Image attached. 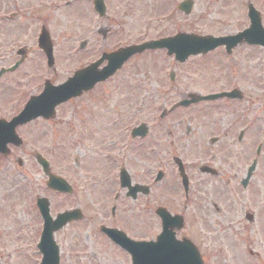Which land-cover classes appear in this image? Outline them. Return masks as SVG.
I'll use <instances>...</instances> for the list:
<instances>
[{
    "label": "flooded vegetation",
    "instance_id": "af4514ba",
    "mask_svg": "<svg viewBox=\"0 0 264 264\" xmlns=\"http://www.w3.org/2000/svg\"><path fill=\"white\" fill-rule=\"evenodd\" d=\"M83 1L87 8L99 18L100 16L93 6L95 0ZM103 1L107 14L100 19L108 20L107 23H110L109 14L113 8L117 12H119L118 10L122 11V16L127 18L134 16L136 11L137 13L143 12V25L139 27L146 29L143 33L144 40L131 45H118L111 51L104 50V47L100 46L98 57L95 60H92L93 58L80 60L79 64L82 66L78 69L92 64L102 58L104 54L120 48L137 46L169 37L167 33L163 35L157 33L152 37L150 36L151 29H181L182 24L179 17L185 15L180 8L182 1L185 0H134V3L129 6L130 10L127 9V6L123 8L121 0H118L114 5L110 0ZM193 1V10H195L198 0ZM203 1L206 7L221 9L220 13L225 18L224 21L228 27L239 29L238 27L243 26V28L233 34L232 32L216 34L215 31L205 33L192 30H182L180 33H190L197 37L211 34L215 38L235 35L250 25L248 11L251 5H254L260 13L264 27V0ZM65 2L67 1L0 0V29L8 27L39 29L35 36L38 38L39 31L46 28L45 20L47 18L43 16H48L47 13L50 11L65 9L63 8ZM140 2H143L142 6L138 4ZM9 13L12 14L11 22L7 17ZM30 18L37 21L38 25L34 26ZM234 20L239 22L236 23ZM121 21L117 19L115 27L110 25L94 29L102 41L106 42L108 38L114 36L112 31L106 29H112V27L119 29L124 24ZM40 22L41 25H39ZM247 22L249 25L244 27ZM218 30L220 29L216 31ZM4 35L1 32L0 73L9 68L7 48L5 43L1 42ZM103 35L106 36L105 41ZM88 45L89 43L86 42V47L79 53L87 51ZM230 45L228 44V46ZM25 48L27 61L30 49ZM253 50L259 51L264 57V48L261 46L241 44L229 49L226 45L221 44L208 53L191 56L184 64L177 62L174 57L169 58L164 49L147 50L129 58L122 68L107 80L96 83L92 88L57 106L54 114L50 109H47L49 114L34 118L16 128V133L23 140L19 148L24 145L22 131L32 128L36 130V143L41 142L47 146V151L38 149L32 155L38 168L47 179L45 188L51 196L56 197L64 205L62 210L54 213L53 202L46 197L49 201L51 217L56 219L60 214L73 213V218L61 230L62 232L67 229L70 232L76 231V234H72L71 237L74 250L70 254V260L72 257L85 256L88 253V250L83 246L79 247L81 239L83 240L82 232H84L86 238H89V233H92V237H96L98 234L103 236L112 245L115 252L122 255L124 264H132V256L127 248L130 245L129 241L152 240L150 225L154 209L153 197L155 203H158L155 206L154 215L161 224L156 212L158 208H168L167 202H176L181 208L187 210L191 205L199 208L202 204H207V199H203L201 195L209 192L210 196L211 193H215L216 187L224 193L231 192L229 189L232 182L238 181L243 167L247 168V163L242 166L240 162H244L248 156L245 140L249 129L245 124L233 139L232 130L234 126L241 124V118L237 117L239 121L235 124L232 121L228 124L225 121V117L228 116L225 115L234 108H243L240 104L247 98L245 89L247 73H244L243 68L246 60L243 62V59L245 53ZM40 53L43 58L40 59L41 63L37 61L36 67L41 65L43 74L39 71H37L39 74L31 73V70V72L21 75L23 79L28 78L27 83L18 90L17 107L19 103L20 106L10 116L7 106L9 105L8 77L14 74L2 73L0 75V121H10L18 115L27 102L41 95L47 81L56 84L57 80L53 79L56 67L49 68L47 58L42 51ZM145 56L153 57L154 60L148 64L149 71L144 74V79H137L140 77V69L137 65L131 67L130 64L142 61ZM168 60L171 61L169 64L171 69H176V66H179L181 70L188 69L187 65H189L203 70L204 76L200 82L208 80L210 85L201 88V85L197 84L195 85L198 88L197 92H185L179 84L184 85L180 82L178 73L173 70L169 73ZM232 64L235 65V69ZM106 65V61H101L96 69L97 72L99 74L103 72ZM51 75L52 77H50ZM232 92L235 93L234 98L223 97L214 101L203 99L189 106H180L182 102L189 100L192 96L199 98ZM137 114H143L144 119ZM232 117L229 116L230 119ZM59 128L64 130L63 141L57 140L59 133H56V129ZM251 132L253 133V129ZM56 140L57 143H55ZM64 141L66 149H68L65 155L66 159L63 161V165L57 164V168L54 160L48 156L54 152L53 157H55L56 150L61 148V143ZM80 145L81 152L84 154H73L72 147L78 149ZM190 146L195 151V158L187 152ZM13 148L14 146L11 145L8 157L0 155L1 165L13 158ZM39 156L49 162L50 174L63 178L69 186L61 191L48 187V178L43 172ZM188 156L192 159L188 160ZM16 161L21 165L18 169L22 172V177L31 179L28 181L27 187H31L33 193L36 194L34 205L41 219L37 200L45 196L39 194V183L34 179V175L24 170V161L21 158H17ZM180 161L184 166V172L180 170ZM245 173L239 179L240 184ZM168 178L172 179V185L176 184L181 193L185 190L183 181L189 182L188 197L187 193H184L185 201L181 202L177 197H171V193L175 194L172 192L175 190L172 186L162 187L163 191L156 193V189L166 183ZM170 187L173 188L172 191ZM111 188L113 191L109 195ZM210 203L219 214L222 213L221 207L214 199H211ZM199 212L197 213L196 226L206 223L203 214ZM172 214L184 216L185 222L187 221L184 211ZM105 229L111 230V236ZM183 232H185V228L178 230L176 237L178 239L186 238ZM192 241L199 248L196 240L192 239ZM92 242L94 243V240ZM91 250H94V244H92ZM78 251L79 253H77ZM38 253H40L39 250ZM98 254L100 253L92 251V255L98 256ZM35 263L40 264V259L37 261L35 259Z\"/></svg>",
    "mask_w": 264,
    "mask_h": 264
},
{
    "label": "rangeland",
    "instance_id": "374dc122",
    "mask_svg": "<svg viewBox=\"0 0 264 264\" xmlns=\"http://www.w3.org/2000/svg\"><path fill=\"white\" fill-rule=\"evenodd\" d=\"M117 1L110 0L112 5L117 4ZM133 1L121 0L120 2L123 4V8L127 6V9L130 10L129 6L134 3ZM142 3L140 2L138 4L142 6ZM63 8L65 9L48 12L50 16H43L47 18L45 20L46 28L50 31L55 46L54 54L57 70L53 79L54 81L57 80V83H62L66 80L67 76H71L74 70L79 68L80 60L87 58H93L92 60H95L100 53V46H103L104 50L111 51L117 48L118 45H131L134 42L138 43L144 40L143 33L146 29L139 27L143 25V12L137 13L136 11L134 16L127 18L122 16V11L118 10L119 12H117L113 8L109 14L110 23H107L108 20H101L100 18L94 21V13L87 8L83 0H72L71 6L68 7L65 4ZM220 11L221 9L206 7L203 0H198V6L195 10L191 11L190 16L182 15L179 17L180 23L182 24L180 26L181 29H151L150 36L154 37L157 33L161 35L166 33L172 35L182 30L205 33L215 31L216 34H228L231 32L235 33L240 28H243V26L238 27L239 29L228 27ZM117 19L122 20L124 24L119 29H113L115 24H117ZM30 21H32L34 26L38 25V22L34 19L30 18ZM234 21L236 23L239 22L238 20ZM39 25H41V22ZM110 25H114L110 29L114 36L108 38L106 42H103L100 35L96 33V29L100 26L109 27ZM247 25H249L248 22L244 27ZM95 27L96 29H94ZM8 28L0 29V32L5 34L1 42H4L7 48L8 67L12 66L19 59L16 52L20 47L26 46L30 49L26 63L18 71L13 73L14 75L8 77L9 105L7 106L8 115L10 116L20 106L19 103L17 107L18 90L22 89L23 84L27 83L26 80L28 78L23 79L21 75L31 72V70V73L43 74L41 65L36 67L38 64L37 61H40L43 56L38 50L35 41L38 29ZM217 29L221 31H216ZM84 40L89 42L88 50L76 54L75 47ZM245 54L243 62L246 60V63L243 65V68L245 70L244 73H247L245 86L247 98L240 104L243 107L242 109L240 107L234 108L225 115L228 116L225 117V121L228 124L231 121L235 124L239 121L237 117L241 118V124L234 126L232 130L233 139L236 138L245 124L248 126L251 124V130L253 129V132L256 133L254 139L247 135L245 142L248 147V160L245 159L244 162H240L242 166L246 165V163L249 166L253 157L260 160L259 170L250 188L244 189L240 185L239 179L247 170V168L244 169L243 167L238 181L232 182L231 188L229 189L231 190L230 193H224L216 187L215 193H211L210 196L209 192L201 195L203 199H207V204H202V208L191 205L185 210L176 202L166 203L169 211L172 213L185 212L187 223L183 235L196 240L197 244H199L201 255L205 256L206 264H264V57L257 50H253L252 52L248 51ZM153 60V57L145 56L142 61H136L130 64L131 67L137 65L138 69H140V77H137V79H144V74H147V71H149L148 64L152 63ZM170 63L171 61L168 60V66ZM187 66L188 69L181 70L179 66H176V69H172L173 72L178 73L181 79L180 82L184 85L179 84L185 92H197L198 88L195 86L197 84L201 85V88L202 86L207 87L210 85L208 80L200 82L204 76L203 70L201 71L192 66ZM137 116L144 119L143 114H137ZM229 116H233L232 119ZM260 117L262 119H259ZM41 131H43L42 128ZM35 132L36 130L33 128L22 131V137H24L23 147L13 148V158L4 164L2 163V165L0 164V264H36L35 259L36 261L41 259L36 248L39 243L40 230H42V221L34 206L36 194L33 193L34 191L31 187H27V184H29L28 179L22 177V172L17 166V158H21L24 161V170L33 174L34 179L39 183V194L52 200L55 209L54 213L60 211V209L62 210L64 206L60 200L51 196L45 188L47 179L40 171V168H38L32 155L38 149L47 151V146L44 143H36ZM56 133H59L57 140L63 141L65 138L62 135L64 130L61 128L56 129ZM57 140L55 143H57ZM259 144H262L261 156L256 157V150ZM66 148L67 146L64 141L61 143V148L56 150L55 157H53L54 152L48 156L54 160L56 166L57 164L63 165V161L66 159L65 155L68 151ZM81 151V145L78 149L72 147L73 154H84ZM187 152L193 158L196 157L192 146L187 149ZM192 157L188 156V160L192 159ZM232 174H234V171H232ZM172 182V179L168 178L166 183L156 189V193L163 191L164 187L172 186L175 190L170 187L171 191L173 190L172 192L175 194L171 193V197H177L181 202L184 201L181 191H178L176 184L173 183L172 185ZM112 191L113 188H111L109 195ZM212 198L221 207V214L212 207L210 203ZM157 204L153 197L154 209ZM154 209L150 225V235L153 240H155L161 231V225L154 215ZM198 212L203 214L206 220L205 225L200 224V226H196ZM248 213L255 215L253 222H249L246 219V214ZM72 234H76V231L70 232L67 229L55 236V241H57L61 250V264H124L122 255L115 252V249L103 236L98 234L96 237H92V233H89V238H86L84 232H82L83 240L81 239L79 247L83 246L88 250V253H86V257L79 255L78 257H72L70 260V254L74 250L71 240ZM93 240L94 243L92 242ZM92 244H94V250H91ZM92 251L100 254L98 256L92 255ZM250 251L253 252V255H250Z\"/></svg>",
    "mask_w": 264,
    "mask_h": 264
},
{
    "label": "water",
    "instance_id": "95a60500",
    "mask_svg": "<svg viewBox=\"0 0 264 264\" xmlns=\"http://www.w3.org/2000/svg\"><path fill=\"white\" fill-rule=\"evenodd\" d=\"M257 25H261L260 21H258ZM46 38L48 37L46 36ZM168 40L169 44L167 46L171 52H185L181 57L183 61L190 54L206 52L209 49L206 46H201L199 49L190 47L191 45H188L187 42L190 43L191 40L187 39H184V42L188 46L185 45L182 49H177V46L175 45L176 41H178L177 38ZM247 40L253 42L250 37H247ZM41 41V48H43L49 54V57H51L52 45L48 43L47 39L45 38H43ZM257 42L264 43V40L258 39ZM155 47L163 46L157 45L155 43L146 45L144 44L135 48H126L124 50H121L118 54L108 56L110 65L108 68H106L105 73H107L108 75L113 73L123 64L128 56L143 52L147 48ZM125 52H128L127 55ZM96 66L97 65L92 67V69H96ZM83 73L84 72L78 73L75 80L73 79L69 84H67V86L63 87L65 88L63 89V91L56 92L57 90L52 89L51 93L55 92L57 95H61L59 96V100H65L66 98L79 94L82 90L91 88V85L94 84V82H96L97 80H100L98 78H101V76L103 75H92L90 77V81L92 82L87 84V81H85V78H83ZM108 75H106V77ZM106 77H102L101 79H104ZM3 127L4 129H2V131L7 133L8 136L7 142H10L9 136L14 134L15 125H6ZM8 152L9 151L6 150V153ZM252 170L253 168L251 169V171ZM50 178V186L59 190H63L64 188H66V186L62 182L59 183V180L54 179V177ZM39 207L45 219V227L43 230L41 243L38 246L43 254L42 264H60L59 248L56 245L55 241H53V237L55 232L62 229L71 220V218H73V213L60 215L59 218L53 222L50 220L51 218L49 216L50 209L48 201L46 199H42L41 201H39ZM157 213L163 220V232L161 235H159L156 243H133L132 246L129 247V250L133 256V264H204L198 249L195 248L189 240L179 242L175 239L174 229H181L183 227V219L181 217H172L165 209H161ZM248 219L252 220L253 218L252 216H248Z\"/></svg>",
    "mask_w": 264,
    "mask_h": 264
}]
</instances>
